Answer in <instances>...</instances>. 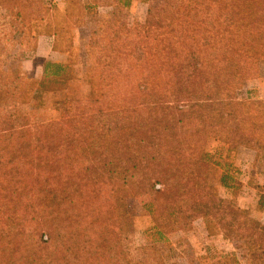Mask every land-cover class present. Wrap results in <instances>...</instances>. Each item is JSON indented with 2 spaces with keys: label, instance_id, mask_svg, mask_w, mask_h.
Masks as SVG:
<instances>
[{
  "label": "trees",
  "instance_id": "1",
  "mask_svg": "<svg viewBox=\"0 0 264 264\" xmlns=\"http://www.w3.org/2000/svg\"><path fill=\"white\" fill-rule=\"evenodd\" d=\"M142 1L138 46H128L114 13L90 8L100 27L87 42L89 94L63 101L55 121L33 123L19 107H45L74 79L70 65L48 62L31 81L20 65L38 40L27 42L29 58L13 55L0 85V264H164L158 251L134 261L125 250V201L139 196L160 230L200 221L249 264H264V226L212 195L204 152L208 138L227 153L264 146V102L236 99L264 62V0ZM228 180L221 185L233 190Z\"/></svg>",
  "mask_w": 264,
  "mask_h": 264
},
{
  "label": "rangeland",
  "instance_id": "2",
  "mask_svg": "<svg viewBox=\"0 0 264 264\" xmlns=\"http://www.w3.org/2000/svg\"><path fill=\"white\" fill-rule=\"evenodd\" d=\"M120 1L121 4L118 0H0V85L8 81L12 74L13 55L17 58H29L30 49H25L27 42L47 36H54L57 50L68 56L72 76L75 79L84 77L86 80V70L92 64L87 42L90 33L100 27L91 7L102 6L98 13L101 18L110 15L106 13H114L119 18V24L124 29L123 38L128 46L144 43L145 36L139 27L144 23L148 5L142 0H130L129 7H123L127 6L123 5V1L127 0ZM110 7L122 9L112 10ZM40 62L39 59L35 60V64ZM263 68L264 62L256 63L252 77L241 83L236 91L239 102L255 106L264 102V95L258 93V89H261L259 83L263 82L260 81ZM22 75L31 81H38L32 75ZM34 86L33 83L27 85L32 89ZM85 86L84 90L77 89L80 96L87 95L88 88L86 86L85 89ZM56 98L54 101L46 99V106L41 108L21 106L19 114L29 116L33 123L55 121L58 119V105L63 102ZM244 146V159L249 157L250 160L254 158L257 161L259 158L261 161L247 177L237 167L240 160L237 150L242 146L227 153L225 145L206 139L204 152L208 156V169L205 172V183L211 188L210 192L214 197L230 202L244 211L247 219L261 224L257 217L264 208V187L261 185L264 177V146ZM223 176L230 178L228 184L234 183L233 190L221 185ZM147 202L146 196H139L128 198L124 205L130 220L123 243L134 261L141 260L143 250L148 248L162 254L164 264H249L245 250L237 248L236 243L223 239L218 232H206L200 221H195L182 232L167 233L160 230L157 220L144 209ZM158 232L162 238L157 235Z\"/></svg>",
  "mask_w": 264,
  "mask_h": 264
},
{
  "label": "crops",
  "instance_id": "3",
  "mask_svg": "<svg viewBox=\"0 0 264 264\" xmlns=\"http://www.w3.org/2000/svg\"><path fill=\"white\" fill-rule=\"evenodd\" d=\"M55 40L56 38L54 36H47L38 39L34 57L31 60H26L21 63L20 68L22 74L32 75L35 80L40 81L43 78L44 66L48 62L63 65L62 67L65 68L66 72L67 70H69L68 56L65 54H59L57 52H54ZM36 59L37 60L39 59L41 62L39 64H35ZM260 77L262 78L260 81L263 82L259 83L261 89H258L259 90L258 93L264 95V68H263V75L261 74ZM85 85L88 88V93L85 96H80V93L77 89L81 88V90H84ZM89 89L90 88L87 78L85 80L84 77H78L77 79L74 78L72 81H70L65 90L51 93L49 99L54 101V98L57 97L56 100L61 99L63 101H65L68 98L83 100L88 96ZM245 149L246 146H242L239 150H237V152L239 153L238 157L240 159L238 160L237 167L239 168L238 171L242 172L245 175V177H247L249 176V172H251L257 164H260L261 161H259V158L257 161H254L255 160L254 158L253 160H250L249 157H247L248 159H244ZM255 156L256 154L254 155V157ZM261 182H262L261 185L264 187V177ZM257 220L259 223H261L264 226V208L261 212H259Z\"/></svg>",
  "mask_w": 264,
  "mask_h": 264
}]
</instances>
